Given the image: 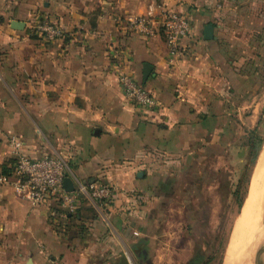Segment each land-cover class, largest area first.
I'll return each instance as SVG.
<instances>
[{"label": "crops", "instance_id": "crops-1", "mask_svg": "<svg viewBox=\"0 0 264 264\" xmlns=\"http://www.w3.org/2000/svg\"><path fill=\"white\" fill-rule=\"evenodd\" d=\"M165 9L192 24L175 66L159 28L147 39L126 27L152 11L160 26ZM36 18L64 38L31 37ZM121 73L159 106L127 101ZM262 116L264 0H0V175L15 138L23 155L62 156L73 177L115 188L109 206L82 205L62 228L0 185V264H179L165 242L173 212L219 187L233 126L256 130Z\"/></svg>", "mask_w": 264, "mask_h": 264}, {"label": "built area", "instance_id": "built-area-1", "mask_svg": "<svg viewBox=\"0 0 264 264\" xmlns=\"http://www.w3.org/2000/svg\"><path fill=\"white\" fill-rule=\"evenodd\" d=\"M160 26L156 24L154 12L131 16L126 19V27L132 33L150 39L157 35L158 28L165 36L169 50V64L175 66L185 55L186 49L181 39L187 37L192 29L189 18L174 10L161 11ZM31 37L46 41L63 39L62 27L36 18L30 27ZM119 83L125 99L142 109H154L159 106L156 97L131 75L121 73ZM15 145V160L10 173L0 175V185L10 186L16 195L32 208L47 206L51 219L62 228L67 227L68 220L78 214L82 205H89L102 211L110 205L115 197V188L108 183L98 181H81L72 176L68 161L59 155L44 156L38 159L23 155L21 143L12 138ZM66 179H71L74 190L65 188Z\"/></svg>", "mask_w": 264, "mask_h": 264}, {"label": "rangeland", "instance_id": "rangeland-1", "mask_svg": "<svg viewBox=\"0 0 264 264\" xmlns=\"http://www.w3.org/2000/svg\"><path fill=\"white\" fill-rule=\"evenodd\" d=\"M249 61L251 67L256 65V59L251 58ZM261 119L256 130L238 124L233 126V147L226 155L225 170L218 175L219 187L204 189L200 206L186 205L188 211L183 209V213L173 212L175 215L172 220L174 224L178 222V227L172 229L176 235L166 236L165 242L173 244V249H176L174 256L179 264H226L234 227L250 195L264 147V116ZM257 243L246 246L249 252V255L246 252V264H260L255 258ZM132 264H136L133 259Z\"/></svg>", "mask_w": 264, "mask_h": 264}, {"label": "bare ground", "instance_id": "bare-ground-1", "mask_svg": "<svg viewBox=\"0 0 264 264\" xmlns=\"http://www.w3.org/2000/svg\"><path fill=\"white\" fill-rule=\"evenodd\" d=\"M251 187L241 217L234 227L226 264H246L249 255L246 246H254L264 238V147Z\"/></svg>", "mask_w": 264, "mask_h": 264}, {"label": "water", "instance_id": "water-1", "mask_svg": "<svg viewBox=\"0 0 264 264\" xmlns=\"http://www.w3.org/2000/svg\"><path fill=\"white\" fill-rule=\"evenodd\" d=\"M12 27L15 30H24L25 29V23L23 22H13ZM214 30L215 27L212 24H209L205 27L204 29V36L206 40H213L214 39ZM151 65L145 64L144 65V80L145 82L149 78L151 74ZM65 188L69 191L72 192L74 190V184L71 179H66L65 181ZM255 258L259 261L260 264H264V238L259 242L256 253H255Z\"/></svg>", "mask_w": 264, "mask_h": 264}, {"label": "trees", "instance_id": "trees-1", "mask_svg": "<svg viewBox=\"0 0 264 264\" xmlns=\"http://www.w3.org/2000/svg\"><path fill=\"white\" fill-rule=\"evenodd\" d=\"M10 173V169H6L5 168V171L3 172V174H5V175H7V174H9ZM119 264H124V262H122V259H121V261H120V263ZM126 264H128V263H126Z\"/></svg>", "mask_w": 264, "mask_h": 264}]
</instances>
